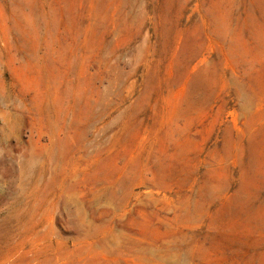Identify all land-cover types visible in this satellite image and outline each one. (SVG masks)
Returning a JSON list of instances; mask_svg holds the SVG:
<instances>
[{
    "label": "rangeland",
    "instance_id": "rangeland-1",
    "mask_svg": "<svg viewBox=\"0 0 264 264\" xmlns=\"http://www.w3.org/2000/svg\"><path fill=\"white\" fill-rule=\"evenodd\" d=\"M0 264H264V0H0Z\"/></svg>",
    "mask_w": 264,
    "mask_h": 264
}]
</instances>
